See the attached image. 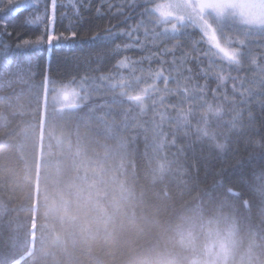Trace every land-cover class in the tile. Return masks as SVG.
I'll return each instance as SVG.
<instances>
[{"label": "trees", "instance_id": "1", "mask_svg": "<svg viewBox=\"0 0 264 264\" xmlns=\"http://www.w3.org/2000/svg\"><path fill=\"white\" fill-rule=\"evenodd\" d=\"M160 1L152 0V5ZM31 2V8L18 12L15 7L0 11V25L7 22L0 38V59L14 53L24 40L44 34L46 41V18L31 21L44 14L45 4L51 11V0ZM6 4L2 0L0 9ZM144 6L138 0H59L52 30L57 35L75 30L76 37L54 42L51 49L46 43L38 46L30 69L20 63L21 58H13L10 73L0 75V264H264V200L245 192L248 202H244L214 185L213 173L231 165L233 153L206 162L207 148L201 152L196 144L180 157L182 168L144 141L142 126L150 128L153 119L159 123L160 114L170 108L169 100L175 102L178 97L155 94V106L147 101L144 113L136 106L125 113L128 105H113L94 114L83 108L84 102L81 108L59 111L45 102L44 75L49 67L51 86L83 84L90 91V82L83 83L86 77L115 74L118 60L139 61L145 56L138 48L111 54L116 44L127 42L124 36L111 46L93 43L97 33L134 26L142 19L139 13ZM97 8L102 15H97ZM187 33L175 55L185 59V69L193 70V80H184L189 75L184 71L181 87L207 83L204 99L223 106L225 121L235 114L233 108L245 120L251 112V130L259 140L264 136V106L259 103L264 92L255 85L257 65H264L260 39L251 40L257 65L246 60L239 69L226 67L231 76L244 78L243 87L234 93L233 81L228 79L213 93L217 80L212 73L219 71L220 61L203 55L208 46L200 42L199 29L189 27ZM174 43H161L152 51ZM198 53L203 61L199 65L194 59ZM162 59L170 62L172 54ZM142 63L145 69L160 70L161 58ZM202 70L207 77L195 75ZM119 71L128 76L130 70ZM26 74L38 87L19 78H27ZM156 83L164 87L162 80ZM169 87L175 89L176 81ZM250 87L254 88L251 95L246 91ZM109 99L103 92L92 93L87 103L98 105ZM194 110L198 113L200 108L194 106ZM122 121L127 128L120 125ZM162 130L171 133L167 121ZM193 141L194 135L181 138L177 147ZM233 148L245 158L252 154L251 166L258 173L264 168V156L252 145L245 150L243 137ZM175 152L176 147L170 148V153Z\"/></svg>", "mask_w": 264, "mask_h": 264}, {"label": "snow or ice", "instance_id": "2", "mask_svg": "<svg viewBox=\"0 0 264 264\" xmlns=\"http://www.w3.org/2000/svg\"><path fill=\"white\" fill-rule=\"evenodd\" d=\"M58 2L59 0H51L50 12L48 5L45 4L44 14L36 16L35 20L31 21V23L43 22L46 18V41L44 34H41L35 40H24L22 44H18L14 53L9 52L0 59V75L10 73L11 59L21 58L20 63L26 64L30 69L33 65L32 53L38 46L46 43L51 49L54 42L69 41L76 37L75 30H71L69 35L63 33L57 35L52 30L51 26L55 22ZM138 2L145 5L139 13L142 19L138 20L134 26L130 25L120 32L107 29L102 33H97L93 37V43L98 42L104 46H111L118 36H124L127 37V42L116 44L114 48H111V54L118 55L121 51L137 48L147 54L139 61H132L128 57L118 60L114 66L118 70L115 74L86 77L83 83L89 84L90 82L91 90L84 91L82 89L83 95L76 90L69 92L55 87L52 89H58L64 98L72 100L78 108H81V103L77 101L79 98V101L84 102L83 108H87L94 114L101 112L105 107L111 109L113 105H128L123 109L125 113L130 110L131 106H136L140 113H144L147 101L152 100L153 106H155V94L164 93L166 96L178 97L175 102L169 100L170 108L166 107L164 113L160 114L159 123L153 119L150 128L147 124L142 126L146 144L150 143L166 158L170 155L172 162L182 168L185 165L181 162L180 157L187 150H194L196 144L200 145L201 152L207 148L208 154L204 157L206 162L232 152L234 162L213 173L214 185L223 188L227 193L244 202H248L245 192L264 200V168H261L258 173L256 168L251 166L252 154L245 158L233 148V145L238 144L243 137L245 150L249 145H252L259 150L260 156H264V136H260L259 140L254 138L255 133L251 130V121L254 117L251 112H249L248 119L245 120L242 113L233 108L232 111L235 114L229 120H223L225 115L223 106H213L204 99L207 83L204 85L193 84L191 89L187 84L183 88L181 87L179 78L183 76V72L189 73L183 79L191 82L193 70L185 69V59L183 57L178 59L175 55L176 49L181 46V39L188 35L187 29L189 27L199 29L202 33L200 42L208 46L203 51V55L215 57L220 61L219 71L212 73L217 80V88L212 89L213 93L218 92L220 86L225 85L228 79L233 81V92L235 93L243 87L244 78L231 76L226 72V67L239 69L245 65L246 60L250 61V65H257L256 57L251 54V40L259 38L261 41L259 46L264 48V0H169L167 4L155 5H152V0H138ZM17 5L19 7H16ZM149 5L152 6L149 7ZM14 7L18 12L20 8H31L32 2L31 0H7V4L0 11L7 12ZM118 11L123 13L124 10L120 8ZM76 14L79 15L78 10ZM97 15H102L99 8H97ZM128 18L124 17L125 20ZM251 28H258L262 31L253 33L250 31ZM6 29L7 22H4L0 25V38L3 37ZM236 36L244 38L237 39ZM169 41H176V43L172 44L170 48L160 49L159 52L152 51V48L161 43L167 44ZM3 47L7 49V45H3ZM168 53L172 54L170 62L162 59ZM260 55L264 56V52H261ZM158 57L161 58L160 70H154L150 66L147 69L143 67L144 60L152 61ZM194 59L198 65L203 63L199 53ZM166 64H169L170 67L165 68ZM257 67L259 68V78L255 80V85L261 92H264V65H257ZM124 69L130 70L128 76L119 71ZM137 72L140 75H136ZM165 72L168 74L165 75ZM49 73L50 67L44 75L45 90H48V85L53 83ZM26 75L27 78L23 75L19 78L27 79L31 86L38 87L31 83V74ZM195 75L207 77L208 72L202 70ZM148 80L152 82L146 83ZM160 80L163 81V88L158 87L156 83ZM172 81H176L175 89L169 87ZM142 83L146 86L141 87ZM246 91L251 95L254 88L250 87ZM98 92H103L110 99L103 104L89 105L87 102L92 93ZM240 95L243 98L245 93L241 92ZM164 98L161 96V104L164 103ZM225 99H227V93H225ZM184 103H188V108L183 107ZM259 103L264 106V99ZM194 106L200 108L198 113L194 110ZM169 111L175 114L170 115ZM99 116L104 118V115ZM193 119L196 121L195 124H193ZM165 121L170 124L171 133L163 132ZM214 124L216 127H213ZM120 125L124 128L128 127L127 123L123 121L120 122ZM245 131H249L250 134L244 136ZM169 135H171L170 140L168 139ZM193 135L195 141L179 144L177 147L181 138L187 139ZM172 147H176L175 153H170ZM196 172L199 173L198 168ZM205 175H208L207 167ZM237 185H239L238 191L235 190Z\"/></svg>", "mask_w": 264, "mask_h": 264}, {"label": "rangeland", "instance_id": "3", "mask_svg": "<svg viewBox=\"0 0 264 264\" xmlns=\"http://www.w3.org/2000/svg\"><path fill=\"white\" fill-rule=\"evenodd\" d=\"M169 0H161L159 4H167ZM170 27V25H169ZM258 29V28H254ZM53 87L66 90V91H80L81 95H83V91H81L84 88L83 84H78L76 86L74 85H67V86H51L50 84L48 85V90L45 92V102L47 105H53L58 109L59 111H68V110H73L78 108L72 100L64 98L58 89H52ZM85 91V89H83ZM77 101L82 103L83 101H79V98H77ZM225 251V248L223 247L222 249Z\"/></svg>", "mask_w": 264, "mask_h": 264}]
</instances>
